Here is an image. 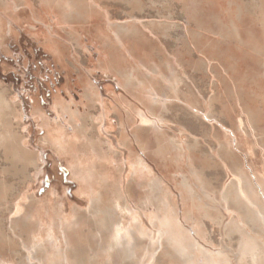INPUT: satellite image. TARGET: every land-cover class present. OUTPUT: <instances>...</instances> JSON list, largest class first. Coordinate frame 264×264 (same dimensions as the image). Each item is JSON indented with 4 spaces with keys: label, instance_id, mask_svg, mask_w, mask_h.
Masks as SVG:
<instances>
[{
    "label": "rangeland",
    "instance_id": "374dc122",
    "mask_svg": "<svg viewBox=\"0 0 264 264\" xmlns=\"http://www.w3.org/2000/svg\"><path fill=\"white\" fill-rule=\"evenodd\" d=\"M68 112L92 138L98 118L113 185L83 186L47 141L45 122L73 129ZM238 176L264 202V0H0V264H264V216ZM169 215L179 245L164 232L157 249Z\"/></svg>",
    "mask_w": 264,
    "mask_h": 264
},
{
    "label": "bare ground",
    "instance_id": "6f19581e",
    "mask_svg": "<svg viewBox=\"0 0 264 264\" xmlns=\"http://www.w3.org/2000/svg\"><path fill=\"white\" fill-rule=\"evenodd\" d=\"M39 38H41V37H39ZM45 43H46V46L48 47V49L55 52V54L57 55L58 58L64 59V56H65V50L64 49L57 48V47H55V45L50 44L47 41H45ZM127 78L132 83L134 82L133 78H131V77H127ZM128 79H126V81ZM129 84L130 83L128 82V85ZM154 96H156V95H154ZM85 97L87 98V101L92 105L91 107L95 108V106L99 102V92L96 89V87H93V86L86 87ZM152 99H154V98H152ZM61 101H63V100H61ZM63 105H64V103H63ZM65 106H66L67 110H69L70 108L73 107V106H70V104H66ZM89 108H90V106H89ZM5 110H7L10 113L9 114L10 116L15 115V117H17V115H18L16 108L12 105L10 106V103H8V105H6ZM96 111H99V110H96ZM7 115H8V113H7ZM87 115L89 116L90 114H87ZM69 116H70V123L73 125V129L69 132H68V130L65 129V127L63 125L58 124L56 126H53V125L47 124L45 122V125L47 127V134H46L47 141H49V143L52 144V146L54 147V149L56 150V152L58 154H62V155L66 156L69 164L71 165V167L73 169V172L79 174V179L81 180V183L83 186L88 187L89 189L93 190V189H95L96 181L101 187L106 185V184L107 185H111V184L113 185V182L114 183L117 182V178H116L115 172H113V170L111 168L112 156L106 155L107 153L106 152L104 153L103 150H106V149L109 150L110 154L115 153V150L113 149L112 143L108 140L103 139L102 136L99 134V124H101V123H98V118L96 116H94L93 114H91L89 117H86V118H91L92 126H94L96 131L98 132L97 137H96L97 139H96L95 137L92 138L91 135L89 134V130L87 129V127H88L87 123L82 122V125H79L78 119H76V116L74 114L69 113ZM139 116H140L143 123L149 122V119L146 117V115L140 113ZM100 119L102 120L103 118H100ZM44 120L47 121V119H44ZM152 122L154 125L157 124L155 121H152ZM121 135L122 136H121L120 140L122 141V143L130 146L124 129L121 130ZM231 136H232V133H231ZM231 138H232L231 140H234L233 137H231ZM114 144H115V142H114ZM231 145H233V144L229 138V143H228L227 147L228 148L230 147L231 149H233ZM130 163H131L132 169L134 170V173L138 177L139 176L140 177H142V176H145V177L146 176H148V177L153 176L152 175V169H150V167L146 164V162L143 159L136 156L135 154L131 155ZM261 169H263V168H261ZM262 178H264V177H262ZM261 181H262V179H261ZM234 183H235V186L237 189L236 191H238V193L243 195V197L246 196L249 204L254 207V209L258 212L259 215L262 214V216H264L263 215L264 202H262L263 200L261 199L259 193L256 190H254L253 187H252L251 193L250 192L248 193V190L246 189V187L248 188V186H250L252 184L250 179L248 177L238 176L236 178V180L234 181ZM263 183H264V181H263ZM244 185L246 186L245 189H244ZM112 187H114V186H112ZM109 188H110V186H109ZM37 210L41 213V207L38 206ZM128 210L131 213V215L133 216L132 220L136 224V225L134 224L136 231L139 232L140 234L144 235L145 234V229H144L145 226H143L141 219L137 216V213H135V211H133V209L128 207ZM166 217H168V219H166V220L159 219V223H165L164 221H167L168 227H167V230H164V231L160 230L161 232L159 233V235L157 237L158 240H156V238H155L156 241H154V243L158 245L157 249H159L160 246L162 245V242H163L162 241V238H163L162 235L164 232H167V233L170 232L171 242L176 243L178 245L180 242L179 238L176 235L178 231L173 230V229H175V227H180V224L176 223V220H175L176 217H174L173 215H171V216L169 215ZM169 225H170V228H169ZM122 231H125V232H122ZM130 232H131V229H125L124 230V228L122 226L117 227L115 230V234H114V237H115L114 243L120 247L124 246L126 244V242L131 243L132 242L131 241L132 236L130 235ZM54 240H55V238L52 240L51 243H53V242L55 243L56 240L55 241ZM47 243H48V241L38 240V241H36L34 247L40 246V248L41 247L45 248L44 246L48 245ZM56 244H57V242H56ZM31 252H32V250H30V253ZM56 253H55V255H56ZM48 255H51V254L49 253ZM61 255H62V252H61V249L59 248L58 249V255H56V256L59 259L61 257ZM52 257L53 258L51 259V261H53V259H55L54 256H52ZM32 260L33 259L31 257V255H29L26 262L23 264H34V263H32ZM2 263L4 264L5 261H3Z\"/></svg>",
    "mask_w": 264,
    "mask_h": 264
},
{
    "label": "crops",
    "instance_id": "0c3cea01",
    "mask_svg": "<svg viewBox=\"0 0 264 264\" xmlns=\"http://www.w3.org/2000/svg\"><path fill=\"white\" fill-rule=\"evenodd\" d=\"M66 9V8H65ZM90 9V10H89ZM87 8V13L89 12V15H88V17H95V14H96V10L95 9H91V8ZM79 13V12H78ZM79 14H81V16H85L86 17V15H85V13H79ZM126 77H131V78H133V79H135L136 77L134 76V74H126ZM142 113V112H141ZM142 114H144V115H146L145 113H142ZM146 117L149 119V122H146V123H151L154 127H156V126H158V122L156 121V120H152V119H150L147 115H146ZM139 119H140V121L142 122V120H141V118H140V116H139ZM152 121H155L157 124L156 125H154L153 124V122ZM143 123V122H142ZM139 139H141V138H139ZM141 141V140H140ZM228 143H229V138L227 139V142L226 143H224V147L227 149V151H226V154H228V152H229V148L227 147V145H228ZM144 144V143H143ZM231 152H233V149H232V151ZM134 154V153H133ZM133 173H134V170H133Z\"/></svg>",
    "mask_w": 264,
    "mask_h": 264
}]
</instances>
